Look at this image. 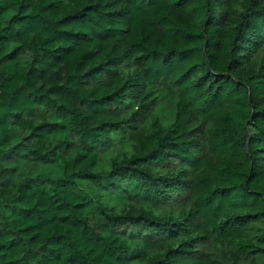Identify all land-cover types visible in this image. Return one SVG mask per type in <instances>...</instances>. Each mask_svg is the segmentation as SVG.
<instances>
[{
    "label": "trees",
    "instance_id": "16d2710c",
    "mask_svg": "<svg viewBox=\"0 0 264 264\" xmlns=\"http://www.w3.org/2000/svg\"><path fill=\"white\" fill-rule=\"evenodd\" d=\"M0 264H264V0H0Z\"/></svg>",
    "mask_w": 264,
    "mask_h": 264
}]
</instances>
